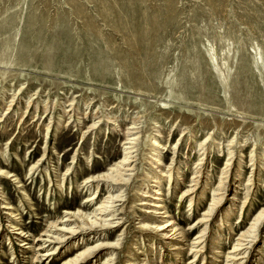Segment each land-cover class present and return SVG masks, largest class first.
<instances>
[{
    "label": "rangeland",
    "instance_id": "rangeland-1",
    "mask_svg": "<svg viewBox=\"0 0 264 264\" xmlns=\"http://www.w3.org/2000/svg\"><path fill=\"white\" fill-rule=\"evenodd\" d=\"M13 97V111H8ZM70 100L75 101L76 114L68 121L74 114L67 112L72 109L67 107ZM108 116L114 118L112 125ZM99 119L97 129L82 139ZM0 121V167L26 185L18 188L0 177L1 228L11 220L5 219L8 212L3 213L2 202L10 201L21 213L18 222L29 232L27 239L42 240L47 238L42 236L47 224L60 220L63 211L81 208L89 214L103 202L108 195L105 186L96 200L85 203L96 189L84 187V180L107 172L123 157L124 130L137 121L141 139L134 182L123 188L126 201L115 204L125 208L124 226L115 234L127 231L116 264H127L140 221L138 207L134 216L131 213L137 205L134 194L145 187L146 173L157 172L148 163L156 154L150 147L152 138L161 134L162 149L157 150L166 166L174 152L178 156L176 183L169 190L166 178L160 189L171 218L190 242L200 232L194 223L207 210L210 187L216 188L232 148L233 167L240 163L242 179L235 184L233 178L230 188L241 184V200L249 176L255 181L238 225L241 203L234 207V234L224 222L216 223L221 211L210 222L214 232L209 235L220 231L222 251L229 253L236 234L264 207V0H0ZM209 136L203 156L199 143ZM252 155L259 157L257 172L252 170ZM198 162L204 163L209 189L190 211L188 198L181 199V194L200 169ZM230 198L223 208L231 204ZM5 230L0 234V264H30L33 255L19 246L17 229ZM260 236L255 250L263 246L264 225ZM83 237L86 247L97 243L83 232L60 254ZM157 240L164 264L175 262L170 245ZM74 253L57 256L50 264H61ZM94 255L83 264H91ZM211 255L208 247V264ZM193 259L186 255L183 264ZM254 261L252 256L249 264Z\"/></svg>",
    "mask_w": 264,
    "mask_h": 264
},
{
    "label": "bare ground",
    "instance_id": "bare-ground-1",
    "mask_svg": "<svg viewBox=\"0 0 264 264\" xmlns=\"http://www.w3.org/2000/svg\"><path fill=\"white\" fill-rule=\"evenodd\" d=\"M14 102L15 100L13 97V99H11L7 103V106H9L8 111H13L12 107L14 106ZM74 102L75 101L72 100L67 106L72 108L70 111H67L69 112V114L74 112V114H70L68 121H70V119H72V117H74L76 114ZM27 103V109H29L31 107V102ZM86 117L87 116H85V118ZM100 119L98 121H94L93 123H91V125L88 126L87 130L83 132L84 134L82 139L84 138L85 133H91L95 129H97V124L101 122ZM114 122V118L108 116L107 123L112 125ZM136 122L131 123L130 126H128L124 130L123 143L125 148L123 157L117 163H114L110 168H108L107 172L100 175H92L84 180V187L88 186L89 190H91L92 187H95L96 189V191L94 192V196H92L89 200L87 199V201L85 200V203L96 200L99 189H101L102 186H105L108 189V195L105 196L103 202L100 203L91 213H84L81 208H78L75 211L65 210L63 211L64 216L61 217L60 220L49 222L47 224L46 230L42 234L43 237H47L46 239H27V237H30V235H28L29 232L25 233L23 230L24 225L18 222L21 221L22 218V216H20L21 213H18L19 210L15 211L10 201L2 202L1 209L3 213H6V211L8 212V215L5 216V219L11 217V220L6 223L7 226L5 228L7 230H5V232L7 231L8 233H13L15 231L14 229H17L14 232V235H16V239L21 242L19 246L23 247V249L27 251L24 254H28V252H31L33 255L30 264L38 262H45L50 264L55 259V257L64 255L65 253H69L71 251L75 252L74 256L66 258L61 264H83L84 262H87L89 259H91V256H93L94 254H96L97 256L94 255L96 259H93L91 264H116V259L118 258L117 254L118 252H122L121 249L127 231L122 229L120 233H118L117 235L115 234V229L122 228L124 226V220L122 216L125 210V208H122V206L115 204L118 202L126 201V190H123V188H129L134 182V172L136 171V161L134 159L138 158V156H136L135 154L139 153V144L141 139L140 127ZM50 128L51 127L49 125L48 130ZM154 137L155 138H152L150 142V147L155 151L156 154L153 155V158L150 157L151 161H149L148 163L151 166L150 168L157 172L153 174L146 173L145 175L147 176V183L145 187L141 192L138 191L140 190L138 188V190H136V193L134 194V203H136L137 205L131 207V213L134 216L138 211V209L135 208L138 207L139 214L141 215L136 216V220L140 221H137L136 228L133 231L134 242L132 244V247L128 251L127 264H164L162 245L159 244L160 242H157V238L165 242V244L170 245L172 251L171 255H173V257L175 258V262H171V264H183V260L186 255L194 256V259L189 262L190 264H199L200 262V264H208V261L207 263L204 261L206 249L208 247L210 254H212L209 257V259L212 260L209 264H249L252 256L254 257L255 261L251 264H264V238L262 239L263 246H259L258 249L255 250L256 245L261 242L260 234L263 230L264 225V207L257 211V213L250 220V223L245 230L240 231L238 234H236V238L233 239L232 249L229 253H225L224 251H222L223 247L221 245V240H223V238L220 231L213 234L212 236L209 235L210 232H214V229L211 230L210 228V222L216 220V216L220 211L221 213L218 215L219 220L216 221V223H219L220 221L224 222L226 227L229 228L230 233L234 234V227L232 224H230V221L235 215L236 209H234V207H236V203H241V213L240 217L238 218L239 221L237 222V225L242 223V220H240V218L246 210L245 207L250 204L249 200L251 197V187L254 185L255 181L254 175L249 176V178L247 179V185H249V188H247V193H245L246 195H244L241 200L240 192L238 191L241 187V184L239 186L235 185L233 188H230L233 178L235 184L240 183L242 179V173L240 172V163H237L236 169H234L233 167L232 160L234 158V152L231 151L232 148L228 150V152H230L228 154L230 157L225 163V168H223L219 174L217 182L218 184L216 188L210 187L212 197L210 199V204L207 210L203 212L197 223H194L195 227L201 228L200 232L196 237H194L193 241L190 242L187 239L188 236L184 228L181 227L178 222L174 221V219L171 218L169 208L164 203L165 200L162 197V192L160 189L162 187V182L166 178L168 180L169 190L172 189L171 186L175 182L174 171L176 169L175 167L178 165V163H176L178 156L176 155V152H174V156L171 162L166 166L164 164V159L161 158L160 151H158L161 148V143L158 140L161 137V134L158 133V135ZM208 140H211L210 136L207 137L203 142L199 143V147L201 148V150H204L202 154L203 156L206 155L207 152L206 147ZM179 141L177 143H179ZM231 145L232 144H229L228 146ZM173 149L176 150L177 145L174 146ZM44 157L45 155L43 156V159ZM258 158L259 157L256 155H252L250 157V161L253 162L251 164V166L253 167L252 170H256V172L258 171ZM75 159L76 156H74L73 160ZM204 159L205 158L199 160ZM197 165L198 166L196 167V169L201 166L200 169H198L194 173V176L190 181V185L187 186V188H185V190L182 191L181 194V199L188 198V206L190 207V211H192L196 207V205L200 203L201 199H204L206 197L207 190L209 189V183L207 180L208 175H205L206 173L204 171V163L199 164L198 162ZM164 168L167 169L164 170ZM177 169L179 170L180 168ZM178 170L177 175L179 174ZM234 172H236V174H234ZM0 177L16 183L18 185V188L26 187V185L22 181H20V178H18L16 175L11 174V172H9L4 167H0ZM179 178L180 177H178L177 180H179ZM199 188H201L202 191L200 195H196L195 193ZM4 193L5 192H3L2 194ZM21 194L24 195L25 198H28L29 196V194L24 190L21 191ZM229 196L231 197L229 200L231 204H229L227 208H223L224 201H226ZM77 219H80L77 224H69L70 222H74V220ZM58 221L60 222L58 223ZM2 226V221L0 220V234L4 232L3 230L5 229L1 228ZM215 227L220 228V224H216ZM83 232L87 233V236H90L91 240H96L97 243L86 247L87 244L84 242L85 239L83 237L82 239L76 240L74 243H72L67 248V251L63 252V254H60L62 253V248L65 247V244L69 240H74V237L76 235H79ZM8 240L10 241V238ZM144 241L147 243V245L146 243H144ZM167 241L169 243H167ZM39 242H45V244H43L42 246H36ZM46 243L49 244L46 245ZM138 243L144 245V249L135 247ZM9 244H12L11 241ZM209 244L210 246H208ZM40 251H42V253H40ZM101 252L103 254L106 252L105 256H107V259H104L105 256L104 258H102ZM254 253L255 256L253 255ZM12 254L14 255V253ZM201 257H203L202 261L199 260ZM25 258H27V255H25ZM219 258H224V261L221 262ZM206 259H208L207 256Z\"/></svg>",
    "mask_w": 264,
    "mask_h": 264
}]
</instances>
